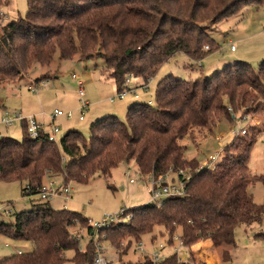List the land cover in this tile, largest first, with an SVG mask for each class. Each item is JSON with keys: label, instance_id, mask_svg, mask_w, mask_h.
Segmentation results:
<instances>
[{"label": "trees", "instance_id": "1", "mask_svg": "<svg viewBox=\"0 0 264 264\" xmlns=\"http://www.w3.org/2000/svg\"><path fill=\"white\" fill-rule=\"evenodd\" d=\"M264 0H27L25 16L17 15L0 36V84L13 81L33 63L49 64L55 53L62 58L100 56L104 67L122 90L128 75L147 82L162 63L177 53L200 60L219 47L204 24L237 14L245 5ZM205 45L208 48H204ZM264 103V59L257 69L233 61L209 76L185 80L167 74L158 80L155 102H133L126 119L114 114L96 118L89 138L76 129L61 135L58 143L44 132L30 138L23 122L21 139L0 132V181H18L23 196H34L45 177L62 175V183L86 184L95 175L107 177L122 161L133 160L140 176L163 174L169 168L191 170L182 196L164 199L162 208L147 203L129 208V224L106 229L111 242L139 239L155 227L179 234L184 246L208 239L227 255L236 247L239 227L251 229L264 223V198L257 202L248 190L254 182L264 185V172L254 174L248 162L261 133L234 137L222 146L214 169H198L184 158L180 143L194 127H206L231 111L259 108ZM253 105V106H252ZM66 157V161L63 158ZM264 158V148H263ZM38 199V198H37ZM87 234L93 227L79 211L37 204L15 213L11 223L0 221V234L28 241L30 251L0 258V264H92L94 249L88 240L79 250L74 228ZM260 226V227H261ZM264 239L261 230L252 233ZM133 240L130 241V244ZM72 251L67 259L65 253ZM133 264H152L146 259ZM160 264H185L172 254Z\"/></svg>", "mask_w": 264, "mask_h": 264}, {"label": "rangeland", "instance_id": "2", "mask_svg": "<svg viewBox=\"0 0 264 264\" xmlns=\"http://www.w3.org/2000/svg\"><path fill=\"white\" fill-rule=\"evenodd\" d=\"M26 12L27 0H0V36L10 19L17 15L25 16ZM204 26L219 47L200 60H193L184 53L175 54L162 63L155 75L147 82L140 77L129 75L128 86L139 87L137 90L139 98L127 95L120 99L115 96L117 88L114 80L108 76L102 57L81 59L74 55L66 59L55 53L49 64L33 63L15 80L1 83L0 104L7 111H15L26 117L35 116L37 120L48 117L55 109L70 113L69 117L62 115L55 120V124L60 128V134L76 129L88 140L89 126L96 118L114 114L125 121L129 104L136 101L148 102V100L155 102L156 84L167 74L171 73L176 77L190 80L199 76H209L213 71L221 69L222 63L226 60H242L257 69L258 63L264 59V4L245 5L237 14L218 22H206ZM231 44L236 51L230 50ZM77 80L81 82L84 91L82 97L78 93ZM145 83L148 86L146 90L142 86ZM83 100L88 102L85 108L82 107ZM256 102L261 103L259 108L253 105L252 108L245 110L231 111L229 108L232 119L222 118L206 127H194L191 133L180 139V143L185 147L184 158L196 160L197 168H199L209 155L217 151L222 153V146L230 143L234 137L241 136L233 135V132H239L241 128L247 127L246 132H261L250 151L249 168L254 174L264 172V103L261 100ZM82 114L83 119L79 120ZM0 132L2 135L17 139L23 136L20 127L6 130L0 126ZM63 160L66 161V157ZM170 169L165 174L174 177ZM191 170L187 173H191ZM143 177L138 173L133 160L122 161L111 170L107 177L95 175L86 184L69 182L72 198L64 202L59 198L41 201L35 196H23L21 187L24 184L18 181H0V206L10 210L9 213L0 212V221L11 223L14 221L15 213L31 209L37 204H49L55 209L66 208L79 211L91 222H100L105 215L113 214L121 207L133 208L149 202L150 194ZM62 178V175L49 177L57 182H62ZM130 178L134 179V182H129ZM47 179L48 177H45L43 181ZM249 190L257 202L263 201L264 185L261 182L251 184ZM125 221L126 219L123 220ZM260 226L253 224L251 229L239 227L236 232V247L230 248L226 256L222 254L221 248L213 247L208 239L200 240L190 247H181L178 240L174 239L173 245L176 250L178 249L177 254L182 261L188 259L189 254L193 256L196 249H201L205 258H218L221 264H264V239H254L252 236L255 231L264 232V223ZM106 229H108L106 226L98 229L97 235L98 241L103 244V251L109 258L117 264L144 261L139 251L133 253L130 250V238H123L119 244H115L109 240ZM74 233L81 237L80 247L83 252L91 238L80 224L74 228ZM166 234L168 233L164 228L155 227L153 232L143 235L141 239L146 244L148 239ZM4 242H7L9 246H5ZM134 243H132L133 246ZM92 247L95 249L93 241ZM17 250L30 251L31 245L25 240L0 236V258ZM65 255L69 259L72 251H67ZM63 264L73 263L66 260Z\"/></svg>", "mask_w": 264, "mask_h": 264}, {"label": "built area", "instance_id": "3", "mask_svg": "<svg viewBox=\"0 0 264 264\" xmlns=\"http://www.w3.org/2000/svg\"><path fill=\"white\" fill-rule=\"evenodd\" d=\"M208 48V46H205ZM230 50H234V45L231 44ZM129 76V75H128ZM128 76L124 82V88L118 91L115 96L123 99L127 95H132L135 98H139L137 90L139 87H129L128 86ZM78 84V93L79 96H83V88L81 87V82L77 80ZM144 88L147 89V84L142 85ZM33 90V88H32ZM82 107H87L88 102L83 100ZM147 103H152L151 100H148ZM62 115H66L67 117L70 116V113H65L60 109H55L51 114H49V128L45 130L44 124L37 120L35 116H22L21 113L11 112L5 110L2 105L0 104V126L9 129V128H19L21 127L22 123H26L27 132L30 138H38L41 132H44L47 136L49 141L58 143L61 137L60 128L58 125L55 124V120ZM83 119V114L79 117V120ZM247 131V127L241 128L239 132H233V135L240 134L243 135ZM222 150V148H221ZM223 155L221 151H217L212 155H209L207 160L199 166L198 169L201 168H210L214 169L216 163ZM174 175V177H169L168 174H155L154 172H148L144 175V180L146 182L147 190L150 194V200L148 203L153 204L156 208H162L163 202L165 198L172 197V196H182L185 191V184L190 178V173H187L190 170L189 167L185 168H177V169H170ZM128 174V173H126ZM129 182H134V179L130 178ZM41 201H49L52 198H59L63 201L69 200L72 198V188L69 185V182L65 184L62 182L53 181L52 179H47V181H43L38 187L37 192L34 195ZM0 212L2 213H9L10 210L5 209V206H0ZM133 217L132 212L129 208L121 207L117 212L105 215L100 222H91L88 218V222L92 225L93 230L91 234L88 236L91 240L95 243V249L92 259V264H117L114 262L112 258H109L105 252L103 251V244L98 241L97 231L102 227H107L111 224H117L119 222H123L126 219L125 224H129ZM153 232V231H152ZM1 236V234H0ZM153 239L149 240L145 244L144 241L139 239H132V243L135 242L134 246L131 243V249L134 252L139 251L141 257L148 259L151 261L152 264H160L163 260H165L168 256L175 254L177 256L178 262H185V264H221L220 259L214 257H207L205 259H201L195 255L189 254V258L185 261H182L178 257V249L176 250L173 245V240L176 239L180 243V246H184V243L179 236V234L174 233L170 235L169 233L165 236L158 235L157 238L152 237ZM77 240H79V250L82 251L80 247V239L81 237L77 235ZM5 246H9L7 242H4ZM21 250H17L20 252ZM136 262V261H135Z\"/></svg>", "mask_w": 264, "mask_h": 264}, {"label": "crops", "instance_id": "4", "mask_svg": "<svg viewBox=\"0 0 264 264\" xmlns=\"http://www.w3.org/2000/svg\"><path fill=\"white\" fill-rule=\"evenodd\" d=\"M264 4V3H263ZM231 51H236L235 49L234 50H231ZM178 54V53H177ZM234 61H236V60H234ZM233 61H231V60H226V61H224L222 64V66H224V65H226V64H229V63H232ZM39 121H41V122H43V124H44V127H45V130H47L48 128H49V122H50V120H49V117H45V118H40V119H38ZM5 129V128H4ZM7 130V129H6ZM248 190H249V188H248ZM250 191V190H249ZM63 201V200H62ZM64 202V201H63ZM65 207V206H64ZM194 255L195 256H197V257H199V258H201V259H205V257H204V253L201 251L200 253H194Z\"/></svg>", "mask_w": 264, "mask_h": 264}, {"label": "bare ground", "instance_id": "5", "mask_svg": "<svg viewBox=\"0 0 264 264\" xmlns=\"http://www.w3.org/2000/svg\"><path fill=\"white\" fill-rule=\"evenodd\" d=\"M195 252L198 254L201 252V249H196Z\"/></svg>", "mask_w": 264, "mask_h": 264}]
</instances>
